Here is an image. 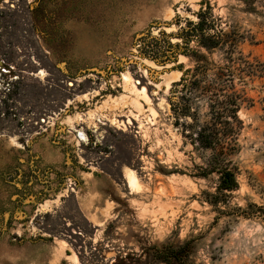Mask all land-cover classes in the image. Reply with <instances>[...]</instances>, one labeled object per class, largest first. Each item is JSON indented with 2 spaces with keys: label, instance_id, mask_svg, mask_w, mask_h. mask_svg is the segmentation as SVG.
<instances>
[{
  "label": "rangeland",
  "instance_id": "rangeland-1",
  "mask_svg": "<svg viewBox=\"0 0 264 264\" xmlns=\"http://www.w3.org/2000/svg\"><path fill=\"white\" fill-rule=\"evenodd\" d=\"M202 2L264 62V0H0V264H88L100 242L106 262L89 261L107 264L188 240L196 264H264L263 82L237 85L254 105L239 112L227 205L209 203L219 175L198 174L213 152L172 110L180 67H195L176 35Z\"/></svg>",
  "mask_w": 264,
  "mask_h": 264
},
{
  "label": "trees",
  "instance_id": "trees-1",
  "mask_svg": "<svg viewBox=\"0 0 264 264\" xmlns=\"http://www.w3.org/2000/svg\"><path fill=\"white\" fill-rule=\"evenodd\" d=\"M254 1L245 0V3L250 5ZM201 6L194 13L196 21H187L186 26L176 35L182 41V44L175 46L176 53L190 58L195 67L187 70L180 67L183 75L178 82L173 83L178 98L172 94L171 104L178 116L192 120L191 123L182 124L184 136L193 146L213 152L207 167L201 168L198 177L206 178L213 173L219 175L216 193L209 200L216 207L220 204L227 205L232 193L239 189L236 170L229 156L238 150V138L244 129L239 112L244 106L254 105V99L238 91L237 85L246 86L255 79H260L264 84V62L252 61L241 52H236L242 36L223 28L221 19L215 16L209 2H202ZM251 7L250 5L248 9H254ZM192 44H195V49L191 47ZM215 51L225 52L221 64L209 57ZM200 101L206 105L205 121L198 117L197 106ZM239 210L245 215L253 213L241 208ZM259 211L264 214L263 209ZM110 227L111 225L105 231L106 238L110 237ZM88 247V264L106 262L104 254L107 250L101 242L97 246L90 244ZM194 250V240L177 246L145 245L141 248V254L119 253L107 264H196L192 260ZM83 253H79V256ZM67 254L71 255L70 252ZM80 259L83 260L81 257Z\"/></svg>",
  "mask_w": 264,
  "mask_h": 264
},
{
  "label": "bare ground",
  "instance_id": "bare-ground-1",
  "mask_svg": "<svg viewBox=\"0 0 264 264\" xmlns=\"http://www.w3.org/2000/svg\"><path fill=\"white\" fill-rule=\"evenodd\" d=\"M40 75L42 76H45V74L41 71L39 73ZM124 77V76H123ZM127 77V76H126ZM131 80V79H130ZM138 84V82H137ZM86 141H87V138H86ZM124 177L127 178V180L131 183V184H134L135 180H136V176H135V172L134 170H131V169H128V170H125L124 171Z\"/></svg>",
  "mask_w": 264,
  "mask_h": 264
},
{
  "label": "built area",
  "instance_id": "built-area-1",
  "mask_svg": "<svg viewBox=\"0 0 264 264\" xmlns=\"http://www.w3.org/2000/svg\"><path fill=\"white\" fill-rule=\"evenodd\" d=\"M84 136L87 138V141L84 140ZM77 139L81 142H83L84 144L85 143H88L89 142V133L88 132H85L83 131L82 133H77Z\"/></svg>",
  "mask_w": 264,
  "mask_h": 264
}]
</instances>
